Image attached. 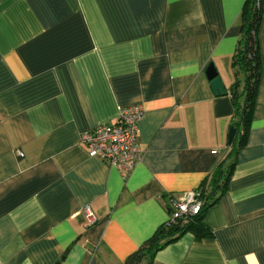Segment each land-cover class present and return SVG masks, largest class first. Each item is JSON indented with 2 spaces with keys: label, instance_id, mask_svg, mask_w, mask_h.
<instances>
[{
  "label": "crops",
  "instance_id": "obj_1",
  "mask_svg": "<svg viewBox=\"0 0 264 264\" xmlns=\"http://www.w3.org/2000/svg\"><path fill=\"white\" fill-rule=\"evenodd\" d=\"M246 1L0 0V264H125L172 197L231 162ZM259 40L246 144L206 210L212 235L185 233L141 264H264V4ZM132 106L146 113L143 158L124 178L81 136Z\"/></svg>",
  "mask_w": 264,
  "mask_h": 264
},
{
  "label": "trees",
  "instance_id": "obj_2",
  "mask_svg": "<svg viewBox=\"0 0 264 264\" xmlns=\"http://www.w3.org/2000/svg\"><path fill=\"white\" fill-rule=\"evenodd\" d=\"M263 4L264 0L260 5L257 0H247L241 16V38L233 57V67L238 76H244V86H241L242 82L238 79L231 95L236 109V121L232 128L237 130L235 142L231 145V154L227 158V160L231 159V162L228 165L226 161L221 163L212 179L198 191L200 194L201 190L211 187L210 195L206 197L200 214L190 218L188 222H180L169 230L160 228L139 250L127 258L125 264H141L144 260L152 259L158 251L185 233L192 232L200 239L212 235L211 229L205 222L206 210L219 193L223 194L226 191L236 166V157L246 144L255 105L262 70L259 33L263 19Z\"/></svg>",
  "mask_w": 264,
  "mask_h": 264
},
{
  "label": "built area",
  "instance_id": "obj_3",
  "mask_svg": "<svg viewBox=\"0 0 264 264\" xmlns=\"http://www.w3.org/2000/svg\"><path fill=\"white\" fill-rule=\"evenodd\" d=\"M258 5L262 0H257ZM142 106L121 108L117 121L113 124H101L94 130L85 132L81 142L86 147L90 158H100L109 166L116 168L124 178H128L134 168L142 161L143 150L139 146V125L145 118ZM22 156V154H21ZM170 215L163 225L169 230L180 222H188L202 211L204 202L198 192L172 197ZM89 223L95 221L90 208L86 210Z\"/></svg>",
  "mask_w": 264,
  "mask_h": 264
},
{
  "label": "water",
  "instance_id": "obj_4",
  "mask_svg": "<svg viewBox=\"0 0 264 264\" xmlns=\"http://www.w3.org/2000/svg\"><path fill=\"white\" fill-rule=\"evenodd\" d=\"M207 76L209 80L211 81V86H212V89L215 95L225 96L228 94V91L226 90L225 85L221 77L219 76L217 69L215 68L213 64H211L207 68ZM236 135H237V130L235 128H231L230 133H229V145H233L236 139Z\"/></svg>",
  "mask_w": 264,
  "mask_h": 264
},
{
  "label": "rangeland",
  "instance_id": "obj_5",
  "mask_svg": "<svg viewBox=\"0 0 264 264\" xmlns=\"http://www.w3.org/2000/svg\"><path fill=\"white\" fill-rule=\"evenodd\" d=\"M210 192H211V187H210V186H208L207 188L201 190V192H200V194H199L200 199H201L203 202H205L206 197H207L208 195H210Z\"/></svg>",
  "mask_w": 264,
  "mask_h": 264
}]
</instances>
